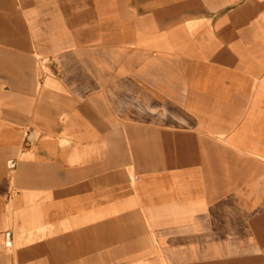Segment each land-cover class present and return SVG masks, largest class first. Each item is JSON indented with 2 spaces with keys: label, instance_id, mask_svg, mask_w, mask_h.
Segmentation results:
<instances>
[{
  "label": "crops",
  "instance_id": "crops-1",
  "mask_svg": "<svg viewBox=\"0 0 264 264\" xmlns=\"http://www.w3.org/2000/svg\"><path fill=\"white\" fill-rule=\"evenodd\" d=\"M0 264H264V0H0Z\"/></svg>",
  "mask_w": 264,
  "mask_h": 264
},
{
  "label": "water",
  "instance_id": "water-1",
  "mask_svg": "<svg viewBox=\"0 0 264 264\" xmlns=\"http://www.w3.org/2000/svg\"><path fill=\"white\" fill-rule=\"evenodd\" d=\"M7 238H8V235H5V239L7 240Z\"/></svg>",
  "mask_w": 264,
  "mask_h": 264
}]
</instances>
